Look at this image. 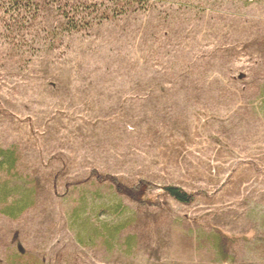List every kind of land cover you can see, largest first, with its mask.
I'll list each match as a JSON object with an SVG mask.
<instances>
[{
	"label": "rangeland",
	"instance_id": "obj_1",
	"mask_svg": "<svg viewBox=\"0 0 264 264\" xmlns=\"http://www.w3.org/2000/svg\"><path fill=\"white\" fill-rule=\"evenodd\" d=\"M65 2L92 28L0 54V183L37 192L0 212V264H264V0ZM93 170L154 182L159 204Z\"/></svg>",
	"mask_w": 264,
	"mask_h": 264
},
{
	"label": "trees",
	"instance_id": "obj_2",
	"mask_svg": "<svg viewBox=\"0 0 264 264\" xmlns=\"http://www.w3.org/2000/svg\"><path fill=\"white\" fill-rule=\"evenodd\" d=\"M110 1L113 0H108L107 3ZM68 7L65 0H0V50L6 51L7 55L6 52L0 54L23 61L31 54L32 59L42 49L55 50L61 33L68 36L79 34L84 28H92L91 22H86V16L83 17L86 10L79 9L77 5L70 9ZM109 18L106 13H98L93 21H106ZM15 165L13 153L0 148V173L12 172ZM92 172V176L102 182H109L117 194L139 206L156 207L159 204L151 200V193L158 190V186L152 181L141 179L130 185L117 176H98L95 170ZM17 177L0 183V212L12 219L20 218L34 205L37 197L35 187L21 176ZM159 190L183 205L191 204L194 200L192 195L173 185L162 186Z\"/></svg>",
	"mask_w": 264,
	"mask_h": 264
}]
</instances>
